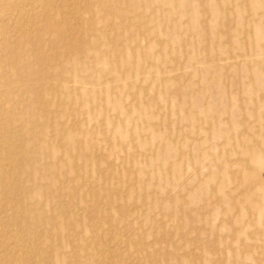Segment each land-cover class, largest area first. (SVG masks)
<instances>
[{"label": "rangeland", "instance_id": "1", "mask_svg": "<svg viewBox=\"0 0 264 264\" xmlns=\"http://www.w3.org/2000/svg\"><path fill=\"white\" fill-rule=\"evenodd\" d=\"M17 2L30 16L0 0V264H264V0L54 3L64 33ZM93 49L131 54L108 73Z\"/></svg>", "mask_w": 264, "mask_h": 264}, {"label": "bare ground", "instance_id": "2", "mask_svg": "<svg viewBox=\"0 0 264 264\" xmlns=\"http://www.w3.org/2000/svg\"><path fill=\"white\" fill-rule=\"evenodd\" d=\"M1 1L5 4V6L3 7L4 10H6V11L7 10H16L17 11V15H19V16H25V15H29L30 16V13L27 10H26V13L23 12L24 9H25L24 8L25 4H22V5L19 6L17 0H1ZM35 1H36L35 4L42 5L43 8L45 9V11H44L43 14L42 13H38L39 16L38 17H34L32 21H34V23H35L40 18H44V20L46 21L45 23H46V26L47 27H49L48 24H49L50 21H54V24H56V29H55V31L54 30L51 31V32H54V33H56L57 31L60 32V33L61 32L64 33V32L67 31L66 28L64 27L66 21L64 19H62V16L63 15L60 12L61 11V8L58 5H57V8H55L54 3H59L61 6H63V4H65V3L66 4H72V2H74V5H77L80 2V0H35ZM26 6H27V3H26ZM32 6H34V5H32ZM30 12L36 13L35 11H30ZM93 12L91 13V15H92L91 19H93ZM96 15L97 14H95L94 16H96ZM90 27H92V25ZM21 29H22V27H21ZM39 29H40V32L38 34H35V32L38 31ZM46 29L47 28H41V27H38L37 26L34 34L29 35V37H28L27 40H29V41L31 40V42H32L31 45L29 46L30 52H35V51H38V50L41 49L42 44L39 45L40 44V39H41L39 37H40V33L42 31L46 30ZM2 32L3 33H6L7 30H5V29L4 30H0V33H2ZM51 47H52V42H50V44H48V46L42 47V49L47 51L48 49L50 50ZM17 48H18L17 46L12 47L10 53L11 52H14ZM6 49H8L7 44L0 43V60L2 58L1 57V55H2V52L1 51H5ZM103 51L101 52V51H98V50L96 51V50L93 49V50H90V54L89 55H91V56H93L95 58V66L100 67L101 70H103L105 72L107 71L108 73L114 72L113 71L114 70V67H116V63H118L119 61H121L122 63L129 61V56L131 54V52H130L129 49H123V50H121L119 52L117 61L113 63L111 61V58L106 54V51L105 52H103ZM47 55L48 54H44L43 56H39V59L40 60H43V61L48 60V56ZM63 68H64V66H63ZM1 73H2V70H1V66H0V74ZM28 75L29 76H32L33 78H37V76L40 75V74L33 73V72L30 71V72L26 73V75L25 74H22V76L16 77V79L18 80V82L21 83V82L25 81V77H27ZM105 76H106V73H105ZM74 78L77 79V80L80 79V77H74ZM9 81H11V80H9ZM26 87H27V85H21V89H22L23 92L27 91L28 88H26ZM44 92H46V94L44 96L39 95L40 96V99H39L40 102H44L45 96L48 93H51V90H49V88H47L46 90H44ZM64 92H66V94L69 96V99L72 102H74V101L82 102L83 101V99L80 96H77L76 95L77 89L75 87L74 88H71V89L68 88ZM94 93H96V92H94ZM101 94L104 95L103 97H104L105 100H106V94H107V96L108 95L110 96V93L108 92V90H106V87H104V89L101 90ZM104 102L106 103V101H104ZM87 103H88V101H86L82 105H83V109L85 110V112L87 114H89V112H90L89 109H87L85 107V106H87L86 105ZM40 105L37 106L35 109H32L30 111V117L33 116V120H30L29 119V122H30V124H32L34 126H38L41 121L47 120V119H44L45 116L40 115V112H41V109H42L40 107ZM117 111H118V116L117 117L123 116L120 113V111L121 112H124L122 109H117ZM35 116H37L38 118H40L42 120L40 121V119H37ZM112 124H115V123H112ZM115 125H117V124H115ZM56 127H57L56 133L57 134L62 133V131L59 132V128H58L59 125H57ZM75 128H76L77 132L80 130L79 129V126L78 127H73V129H75ZM73 129L70 131L71 134H75L76 133V131L73 130ZM8 132H11V131L9 129L4 128V127H0V145L1 144H5L6 149H9L10 146L11 147L16 146V145L13 144V142L16 140L15 136H12L11 133L7 134ZM5 135H9V137L8 138L6 137V140H2L1 138L2 137H5ZM10 142H12V143H10ZM45 142H47V141H45ZM68 144L70 145V147L75 146L74 143L71 142V141H69ZM46 145L47 144H44V146H46ZM76 145H78V143ZM9 156H10L11 159L9 157L6 158L8 164H10L11 162L17 161V160H18L17 162H19L21 164L23 163V160L22 159L14 160V158L10 154H9ZM13 189H16V190L20 191L18 185H16V186L14 185Z\"/></svg>", "mask_w": 264, "mask_h": 264}]
</instances>
